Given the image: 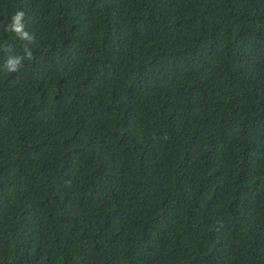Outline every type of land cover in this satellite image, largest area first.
<instances>
[{
  "label": "trees",
  "instance_id": "16d2710c",
  "mask_svg": "<svg viewBox=\"0 0 264 264\" xmlns=\"http://www.w3.org/2000/svg\"><path fill=\"white\" fill-rule=\"evenodd\" d=\"M0 264H264V0H0Z\"/></svg>",
  "mask_w": 264,
  "mask_h": 264
},
{
  "label": "clouds",
  "instance_id": "9594fccd",
  "mask_svg": "<svg viewBox=\"0 0 264 264\" xmlns=\"http://www.w3.org/2000/svg\"><path fill=\"white\" fill-rule=\"evenodd\" d=\"M21 15H22V13H17L16 16L13 17L14 26H15L16 22L19 21V18H20ZM16 30L19 31V28L17 27Z\"/></svg>",
  "mask_w": 264,
  "mask_h": 264
}]
</instances>
